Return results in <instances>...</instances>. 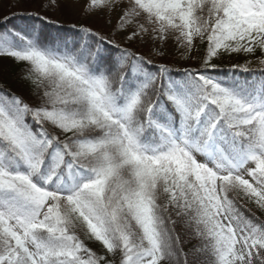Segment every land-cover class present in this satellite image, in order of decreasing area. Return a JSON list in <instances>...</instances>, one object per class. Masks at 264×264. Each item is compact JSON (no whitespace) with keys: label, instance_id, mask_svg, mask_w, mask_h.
<instances>
[{"label":"snow or ice","instance_id":"1","mask_svg":"<svg viewBox=\"0 0 264 264\" xmlns=\"http://www.w3.org/2000/svg\"><path fill=\"white\" fill-rule=\"evenodd\" d=\"M35 5L0 25V264H264V0Z\"/></svg>","mask_w":264,"mask_h":264},{"label":"rangeland","instance_id":"2","mask_svg":"<svg viewBox=\"0 0 264 264\" xmlns=\"http://www.w3.org/2000/svg\"><path fill=\"white\" fill-rule=\"evenodd\" d=\"M35 6V0H0V25L3 24L5 16H9L10 18L15 16H23L21 14L25 11H34ZM13 13H15V15H13ZM80 22L86 24H95V21L91 19H82ZM257 55H260V53L257 52ZM235 62L237 61L233 60L231 63ZM238 62L243 64L244 58H239ZM223 66L229 68L231 64L226 60Z\"/></svg>","mask_w":264,"mask_h":264},{"label":"trees","instance_id":"3","mask_svg":"<svg viewBox=\"0 0 264 264\" xmlns=\"http://www.w3.org/2000/svg\"><path fill=\"white\" fill-rule=\"evenodd\" d=\"M11 19V24H5L3 22L4 27H11L12 24H20L22 21L28 20L27 16H15ZM224 67V66H223ZM227 70L226 67H224ZM21 71V66L15 64L11 60L0 59V82H14L18 74Z\"/></svg>","mask_w":264,"mask_h":264}]
</instances>
